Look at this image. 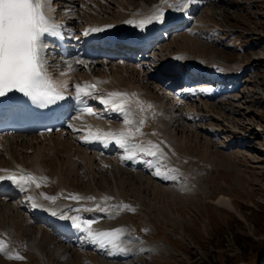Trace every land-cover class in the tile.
<instances>
[{"label":"bare ground","instance_id":"6f19581e","mask_svg":"<svg viewBox=\"0 0 264 264\" xmlns=\"http://www.w3.org/2000/svg\"><path fill=\"white\" fill-rule=\"evenodd\" d=\"M112 1L50 0L51 7L46 15L60 26L71 52L67 58L56 63L54 51H47L51 66L47 70L61 78V85H67L64 88L67 94L75 96L74 86L80 84L81 87L94 85L96 96L87 98L91 113L72 114L67 126L57 131L0 134V175H23L27 189L22 191L11 181H0V264H111L107 261L133 259L134 254L128 249L126 251V248L120 247L123 251H118L94 243L86 232L74 227L68 217L82 216L97 221L88 226L94 233L122 229L123 232L117 234L122 237L120 245L121 242L129 244H125L127 240L133 241V236L128 232L132 227L124 224L125 219L121 217L127 211L124 202L130 197L128 191H124V185L128 186L129 181L133 180L138 184V189L151 188L152 195H161L165 200L181 197L179 192L161 186V183L169 184L182 178L183 184L176 185L178 190H184L186 182L184 184L183 178L192 169L187 151H179L182 143L179 138L174 139L176 131L184 128L203 131L199 126L207 117H213L224 103L217 101L220 90L215 84L224 80L236 82L247 70L242 61L218 62L213 57L206 60L193 53L199 49V38L203 39V32L198 27L200 17L195 15L206 0H190L189 3L184 0H154L152 3L148 0H116L119 1L117 9L111 7ZM160 11L164 13L163 22H155ZM115 12L120 17L115 16L116 19L106 22L105 17L112 18L110 14ZM149 18H153L154 22L148 23ZM140 24H159L170 29L171 38L182 37L189 49L174 52L170 44L173 39L169 40L167 35L166 39L162 37L149 46L133 50L130 45L117 42V37L124 31H130ZM97 29L100 31H95ZM85 32L89 34L84 35ZM101 36H106L107 42L100 39ZM109 42L114 47H107ZM162 45L165 50L159 48ZM165 51L168 52L162 54ZM171 54L186 58V73H190L198 86L184 87L185 81L181 78L183 67L179 71L177 67V71L167 70V62L162 60ZM95 55L97 58L93 59ZM115 56L120 60L113 62ZM122 56L126 61L121 59ZM179 62L176 60L175 65ZM201 69L204 72H200ZM201 87L212 90H195ZM111 93L127 95L112 96ZM100 97L114 102L115 107L122 106L123 113L105 108ZM263 104L264 101L256 100L245 113L246 116H251L252 120V115L256 117ZM227 108L231 110L232 117L235 112L241 115V108L234 102H230ZM215 119L227 122L230 129H223V125H215L214 131L204 129L203 133L209 135L203 141L205 154L211 143L221 149L231 144L219 139V133L241 131L247 125L241 119L231 118L236 121L234 124L220 114ZM141 120L144 121L143 126L140 125ZM255 125L260 132H264V125ZM138 128L139 131H136ZM109 133H124V136H110ZM117 139H126L129 145L138 147L125 152L116 143ZM261 145L263 151L260 154L264 155V144ZM145 150L156 152L159 160L144 155ZM126 156L135 158L126 159ZM149 161L153 166L161 163L160 176L154 174V167L149 166ZM165 173L169 174V178H162ZM103 177L105 180L101 179ZM87 180L90 187L86 186ZM109 180L111 185L106 186ZM74 195L85 199L76 201L68 198ZM183 195L186 196L185 193ZM88 197L95 200L86 199ZM137 202L142 203L143 199L139 197ZM216 202L235 210L232 199L226 194H221ZM97 204L101 205L103 211L96 207ZM76 209L89 210L77 212ZM53 211L56 215L52 214ZM118 211H122L119 218H123L124 225L117 226V221L105 222L101 218L105 213L108 214L105 216H112ZM61 213L65 218H61ZM76 222L80 223V220ZM109 223L116 227L112 228ZM49 253L56 256L50 257ZM8 255L13 258L26 255V262H20L24 259L7 261Z\"/></svg>","mask_w":264,"mask_h":264},{"label":"rangeland","instance_id":"374dc122","mask_svg":"<svg viewBox=\"0 0 264 264\" xmlns=\"http://www.w3.org/2000/svg\"><path fill=\"white\" fill-rule=\"evenodd\" d=\"M153 1L148 0L149 3ZM111 3L112 8H118L119 1ZM199 9L195 16L200 17L198 27L203 33L198 34L203 39L199 38V49L193 53L206 60L213 57L218 62L242 61L247 67L239 76L240 80L217 83L220 88V99L217 101L224 103L199 128L214 131L215 125H223V129H230L227 122L214 120L217 114L234 124L236 121L231 118L241 119L247 123V128L219 133V139L231 144L221 149L211 143L207 146L206 154L203 141L205 137L209 138L208 134L202 130L196 132L194 128L176 131L174 139L179 138L182 143L179 151H187L192 166L183 178L187 186L185 184L184 190H178L176 184H183L182 178L169 184L161 183V186L179 192L181 196L165 200L161 195H152L151 188L138 189V184L133 180L129 181L128 186L125 184L124 191H128L130 196L124 202L127 211H123L126 214L123 216L119 210L112 216L102 215V219L105 222L117 221L115 225L118 226L123 224L124 218V224L131 225L132 229H128V232L133 236V241H125V244L129 243L127 245L121 242L120 247L126 248V251L128 249L135 256L123 262L110 260L108 263L264 264V155L260 154L263 151L260 148L264 144V132H260L255 125H264V104L259 107L256 117L252 115V120L251 116L245 114L256 100L264 101V0H206ZM119 15L112 13V18L105 17V21L116 19L115 16L119 18ZM171 37L172 34L168 39ZM171 41L174 52L189 49L182 37H175ZM159 48L165 50L163 45ZM230 102L241 108L240 116L235 112L232 117L231 110L227 108ZM101 179L105 180L104 177ZM86 184L90 187L88 180ZM110 185L109 180L106 186ZM221 194L230 196L234 211L216 202ZM139 197L143 199L142 203L137 202ZM120 215L123 218L120 219ZM55 254L51 253L50 257H55ZM10 257L7 256V261L18 259ZM18 257L24 259L20 262H26V255Z\"/></svg>","mask_w":264,"mask_h":264},{"label":"snow or ice","instance_id":"6c2138e0","mask_svg":"<svg viewBox=\"0 0 264 264\" xmlns=\"http://www.w3.org/2000/svg\"><path fill=\"white\" fill-rule=\"evenodd\" d=\"M184 2L189 3L190 0H184ZM50 7V0H0V97L11 99L15 92H19L41 106L53 105L65 99L62 92L67 85H54L48 71H46L51 66L47 60V44L44 42V38L49 34L63 38L58 31L60 26L46 15V11ZM163 16V11H160L155 18V22H163ZM152 22H154L153 18H149L148 23ZM143 27L144 25L141 26V30H143ZM95 31H100V29ZM88 34V32L84 33V35ZM78 63L83 62L79 61ZM74 87L75 100L80 104L86 105V98L96 96L94 85L81 87L80 84H76ZM110 95L126 96L127 94L111 93ZM100 102L109 110L119 113L124 111L122 106L115 107L114 102H110L103 97H100ZM83 110L89 113L92 112L91 106L87 105ZM143 124L144 121L141 120L140 125L143 126ZM136 131H139V128ZM108 135L123 137L124 133H109ZM116 143L125 152H131L138 147L134 144L129 145L126 139H117ZM144 155L159 160L156 152L145 150ZM125 158L133 159L135 156H126ZM148 163L150 167H154V174L160 176L161 163L156 166H153L151 161ZM162 178H169V174L165 173ZM4 180L16 184L22 191L27 190L23 175L19 177L16 175H0V181ZM37 187H40V185L37 184ZM68 198L76 201L85 199L78 195L69 196ZM46 199L54 200L55 198L46 197ZM86 199L95 200L94 197ZM96 207L103 211L101 205L97 204ZM88 210L76 209L77 212ZM52 214L56 215V212L53 211ZM105 215L108 214L105 213ZM61 218H65L63 213H61ZM68 218L72 221L74 227L86 232L94 243L123 251L118 242L122 237L117 236L118 233L123 232L122 229L117 228L94 233L88 226L97 221L85 219L82 216ZM77 219L80 220V223L76 222ZM16 258L22 259L21 257Z\"/></svg>","mask_w":264,"mask_h":264}]
</instances>
